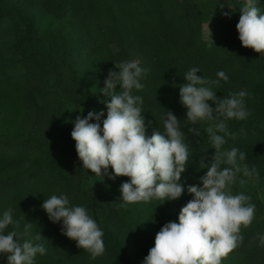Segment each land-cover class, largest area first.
<instances>
[{"label": "trees", "instance_id": "trees-1", "mask_svg": "<svg viewBox=\"0 0 264 264\" xmlns=\"http://www.w3.org/2000/svg\"><path fill=\"white\" fill-rule=\"evenodd\" d=\"M33 1L41 12L38 16L29 7L20 8L9 0H0V27L13 22L26 33L21 48L25 73L33 81L26 101L33 108L35 119L25 145L48 144L54 127L64 121L68 126L64 145L77 159L75 141L71 137L74 121L77 116L86 117L89 111L99 113L89 92V83L96 80L94 72L89 76L90 69L104 82L109 69L119 71L115 63L135 60L148 70L140 78L144 87L133 89V94L143 99L141 107L145 125L153 132L159 130L163 133L164 112L171 111L180 120V129L186 135L190 156L181 177L183 185L203 168L201 157L206 158L205 163H210L215 152L206 132V121L192 125L186 118L187 109L180 103L179 85L186 82L183 77L192 67L200 70L198 76L209 80H217V72H225L227 82L220 80L218 87L213 86L217 97H227L240 90L249 93L245 106L250 115L244 120L226 121L228 132L234 135L225 136L222 150L229 146L244 152L246 159L240 162L242 165L248 163L247 166H251L264 160V145L246 141L257 135L264 142V55L243 47L239 40L236 29L242 8L239 0ZM257 6L264 13V0H257ZM222 12H229L230 17ZM41 15L59 21L71 15L76 30L70 36L61 30L40 33L38 20ZM205 20H209L213 27V41L209 45L201 38ZM73 38L78 43L76 49H73ZM76 55L80 58H75ZM81 60L85 69L77 64ZM6 70L4 61H1L0 78ZM208 103L215 107L212 101ZM189 127L196 128L200 136L189 132ZM241 129H244L243 133ZM78 189L82 194L81 206L104 232V245L120 256L123 264H131L129 244L139 235L140 212L133 214L131 211L136 204L109 210L116 213L130 231L126 240L121 242L99 218V207L102 208L104 201L101 188H83L79 182ZM249 203L255 205L252 224L247 228L241 226L242 242L222 259L221 264H264V245L260 243V236H264V203L255 200ZM0 264H8L7 257L2 254Z\"/></svg>", "mask_w": 264, "mask_h": 264}, {"label": "clouds", "instance_id": "clouds-1", "mask_svg": "<svg viewBox=\"0 0 264 264\" xmlns=\"http://www.w3.org/2000/svg\"><path fill=\"white\" fill-rule=\"evenodd\" d=\"M220 7L223 9L224 5ZM240 13L236 29L242 46L264 55V13L257 6V0H246ZM222 14L230 17L229 12ZM207 30L211 34L209 25ZM115 67L119 71L109 69L105 86L100 89L104 96L110 97V101L105 102L107 116L102 127L103 112L89 111L86 117L77 116L74 121L71 137L83 169L103 177L111 168L110 179L128 177L120 186L121 207L152 199L177 200L185 191L192 196L181 208L179 222L166 223L156 234L154 247L143 264H221L242 242L241 226L249 227L255 216V205L249 203L251 197L243 193L233 195L229 186L235 183L238 173L250 178H258L259 174L254 167L249 169L247 164L240 163L246 159L244 152L235 147L222 150L225 136L234 135L228 132L226 121H240L250 115L245 106L249 93L240 90L227 97H217L213 86L218 87L220 80L227 82L224 71L217 72V80L198 76L200 70L196 67L185 73L186 82L179 85V96L180 103L187 109V120L192 125L215 121L206 129L215 152L210 163H205L206 158L201 157L203 168L207 169L200 177L202 186L185 188L181 177L190 153L180 120L171 111L164 112L163 133L157 130L148 137L141 107L143 99L133 94V89L144 87L140 78L148 70L135 60L115 63ZM188 131L200 136L194 127H189ZM244 183L246 181H240L241 185ZM41 207L50 221H62V233L76 241L78 248L90 253L92 259L104 254V232L85 207L71 206L65 195H52ZM9 225L19 228L11 209L0 218V253L8 254V264H34L37 254H46L43 243L34 244L33 239H24L21 243L15 230L5 234ZM32 227V222L25 224L20 236H30ZM42 237L37 233L34 240L40 241ZM260 243L264 245V236H260Z\"/></svg>", "mask_w": 264, "mask_h": 264}, {"label": "rangeland", "instance_id": "rangeland-1", "mask_svg": "<svg viewBox=\"0 0 264 264\" xmlns=\"http://www.w3.org/2000/svg\"><path fill=\"white\" fill-rule=\"evenodd\" d=\"M239 1L242 7L246 3V0ZM9 2L20 8L29 7L37 16L41 13L33 5L36 4L33 0H9ZM75 23L71 15L65 17L63 21L48 15H41L38 20V31L42 33L61 30L70 36L76 30ZM208 25L211 34L207 30ZM201 38L208 45L213 41V27L209 20L202 23ZM25 39L26 33L16 23L11 22L0 27V62L4 61L7 67L6 74L0 78V218L5 211L11 209L13 220L19 221V228L9 225L5 234L15 230L22 242L24 239H33L34 244H44L47 252L45 255L37 254L34 264H123L122 258L112 253L107 246H105L103 255L92 259L90 253L78 248L76 241L62 233V221L53 223L41 207L44 200L52 195H65L71 206H81L82 194L78 189L79 182L83 188L99 186L104 196L102 208L99 207V218L102 225L116 235L121 242L126 240L130 232L120 222L116 213L109 211L117 206L121 207L123 201H121L120 186L129 178L121 176L114 180L110 179L111 168L103 177L93 174L91 170L86 172L78 156L76 159L64 145L68 132V126L64 121L54 127L48 144L42 146L24 144L29 138L35 119L33 108L26 101L33 81L25 73V59L21 48ZM74 41L75 38L72 44L73 49H76L78 43ZM75 58L80 57L76 55ZM77 64L81 69L84 67L82 60ZM93 72L96 80L89 83V92L97 111L104 113L103 121L107 116L105 102L110 101V97L104 96L100 91L105 86L104 82L92 68L89 76ZM213 123V121H206L205 127ZM262 126L264 128V120ZM145 127L146 135L150 137L153 131L146 125ZM260 139L259 136L254 135L246 141L249 144L264 145ZM227 150H230L229 146L224 148V151ZM75 154H77L76 151ZM222 167L229 166L222 165ZM253 167L259 174L258 178H250L244 176L243 173H238L235 183L229 187L233 195L243 193L251 197L249 202L255 200L264 203V160L248 166L249 169ZM206 171L200 169L198 173L192 174L191 178L185 180V188L188 185L202 186L200 177L205 175ZM241 180L246 183L241 185ZM191 199L192 196L185 191L177 200L152 199L150 202L135 203L136 206L131 211L133 214L140 212V221L137 240L129 244L128 253L131 264H143L149 250L154 247L156 234L166 223H178L181 208ZM28 222L33 224L31 234L21 237L20 234L23 233L24 226ZM37 233L43 236L40 241L34 240ZM7 255L2 254L4 257Z\"/></svg>", "mask_w": 264, "mask_h": 264}]
</instances>
